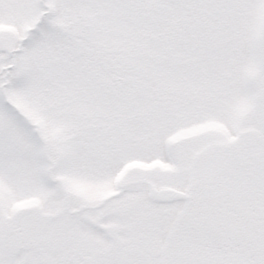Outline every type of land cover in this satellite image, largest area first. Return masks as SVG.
I'll list each match as a JSON object with an SVG mask.
<instances>
[{
    "label": "snow or ice",
    "instance_id": "6c2138e0",
    "mask_svg": "<svg viewBox=\"0 0 264 264\" xmlns=\"http://www.w3.org/2000/svg\"><path fill=\"white\" fill-rule=\"evenodd\" d=\"M0 264H264V0H0Z\"/></svg>",
    "mask_w": 264,
    "mask_h": 264
}]
</instances>
